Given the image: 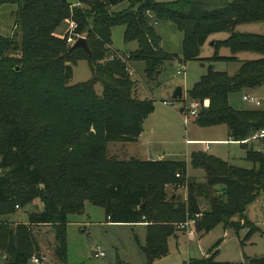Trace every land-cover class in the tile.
<instances>
[{
    "label": "trees",
    "instance_id": "1",
    "mask_svg": "<svg viewBox=\"0 0 264 264\" xmlns=\"http://www.w3.org/2000/svg\"><path fill=\"white\" fill-rule=\"evenodd\" d=\"M1 3L17 5L19 30L13 38L0 35V264H26L38 256L32 229L39 226L52 228L55 257L65 263L68 217L81 214L86 202L102 208L112 224L144 225L147 264L168 255V239L178 232L177 225L188 220H195L202 235L219 225L236 229L237 220L247 224V206L264 191V155L243 141L264 129V106L235 110L229 96L264 84V30L257 34L237 29L245 24L264 27V0ZM123 3H128V10L113 11ZM66 21L76 24L74 32L85 38L90 54L81 47L71 50L66 45L68 32L61 40L53 36ZM159 21H170L183 33L184 61H202L200 48L210 35L219 33L228 36L214 43L208 63H232L238 54L256 55L241 61L232 76L209 66L187 92L190 101L201 105L194 123L225 125L229 139L243 143L249 168L194 152L190 167L204 172L203 181H197L187 177L184 160H120L109 153L110 144L135 142L154 110L151 100L135 93L140 73L143 84L151 82L177 58L160 47L155 32ZM117 27L124 28L125 44L136 43L134 51L120 54L110 49ZM220 49L228 55H220ZM79 61L88 63L91 78L70 86L73 66ZM168 186H185L186 201L169 195ZM35 201L42 204L41 211ZM202 201L208 206L205 211L200 209ZM28 207L32 208L27 224L8 221ZM249 228L245 240L259 230ZM183 264L231 263L217 262L211 255ZM235 264H264V257Z\"/></svg>",
    "mask_w": 264,
    "mask_h": 264
},
{
    "label": "rangeland",
    "instance_id": "2",
    "mask_svg": "<svg viewBox=\"0 0 264 264\" xmlns=\"http://www.w3.org/2000/svg\"><path fill=\"white\" fill-rule=\"evenodd\" d=\"M2 1V0H0ZM175 0H156L159 3L173 2ZM128 3L118 5L113 9L114 12L128 10ZM18 7L16 4L1 3L0 5V35L3 37H11L15 35L19 26L17 25L16 12ZM71 10V9H69ZM71 12V11H70ZM149 21L153 19L148 18ZM153 24V23H152ZM154 25V24H153ZM69 30L67 23H62L60 27L53 33L57 39H63ZM258 27L254 28L257 31ZM123 27H117L112 30L110 49L117 50L121 53L134 51L136 43L125 44L123 42ZM155 32L160 38V47L167 53L177 56L171 63H166L161 69L159 76L146 84L142 83V74L140 78L132 75L131 78L138 79L136 83L135 93L140 98H146L153 102V112L143 121V133L141 142L143 149L150 147L153 152H160L167 157L164 160L182 159L188 160L186 156L188 151L200 149L201 141L209 142L210 154L222 161L231 163L235 166L249 168L250 164L245 160V150L241 146L243 143L229 142L227 140L228 129L225 125L215 127H200L194 123V117L189 116L188 110L193 101H190L187 92L192 89L195 83L206 74L209 66L212 65L213 70L218 72H226L230 76L237 73L241 56L237 62H215L208 64L206 59L202 61H184L183 54V33L178 29L177 25L170 21H159L155 24ZM226 39L224 33L213 34L208 37L202 51V56H210L213 54V40ZM66 45L67 41H66ZM214 51V49H213ZM219 54L226 56L227 51L220 49ZM17 56V54H14ZM206 60V61H204ZM206 63V67L201 65ZM183 68L182 73L178 74L179 68ZM91 78V70L86 61H79L73 66V74L69 81V85L73 86L88 81ZM177 87L182 88L183 97L181 100H174L172 95ZM98 94H101L100 85L95 86ZM254 97L264 98V84L255 89L249 90ZM243 93H232L229 96L230 106L235 110L254 109L242 100ZM166 101L170 106H165ZM183 109V113L180 110ZM186 120V122H185ZM91 131H93L91 129ZM138 140V139H137ZM136 140V141H137ZM214 140V141H211ZM136 141L134 143H136ZM190 142V143H188ZM193 142V143H191ZM130 143V142H129ZM123 143L110 144L108 146L109 153L120 159L129 160L130 158L142 159L140 155L142 148L136 144L134 154L120 148ZM127 143H125L126 145ZM150 144V146H148ZM198 144V145H196ZM152 154L155 156V153ZM140 155H138V154ZM127 154V155H125ZM186 156V157H185ZM166 158V159H165ZM153 161V160H145ZM158 161V160H155ZM188 164V163H187ZM188 168V165H187ZM188 174L197 181L204 178L202 170H193L188 168ZM169 195L175 194L180 201H186L187 191L173 189L167 187ZM36 209L41 211L43 206L40 202L35 201ZM32 207L26 210H18L17 213L8 217V221L12 223H28V212ZM35 208V207H34ZM208 208L205 202L200 203L201 211ZM248 220L245 224L244 220H237V228H224L222 225L215 227L208 235H202L195 228L194 237H198L202 241H188L187 232H176L175 237L168 239L169 253L166 257L155 260L153 264H183L190 261L199 260L205 250L207 256L214 255L217 262H229L231 264L244 262L246 259H259L264 257V191H262L256 199L250 203L245 211ZM243 222V223H242ZM245 224V226H244ZM251 226H256L259 230L251 234L248 240H245ZM178 227V225H177ZM33 235L39 246L38 256L31 258L26 264H33V259L38 258L40 264H147L145 254L146 245V229L144 225H119L112 224L106 220L104 210L94 206L90 202H86L84 210L79 215H70L66 227V262L60 261L55 257V240L52 228L49 226H39L32 229ZM245 240V241H244ZM244 241V245L240 242ZM104 253V257L96 258L95 252ZM206 256V257H207ZM245 257V259H244Z\"/></svg>",
    "mask_w": 264,
    "mask_h": 264
},
{
    "label": "built area",
    "instance_id": "3",
    "mask_svg": "<svg viewBox=\"0 0 264 264\" xmlns=\"http://www.w3.org/2000/svg\"><path fill=\"white\" fill-rule=\"evenodd\" d=\"M78 5H79V3L72 4L70 6V9L73 10ZM148 15H149V13H148ZM149 17H150V15H149ZM66 23L69 26L67 44H68V46H72L75 43V41L79 38V36H77L74 32L76 29V24L73 21H66ZM182 71H183V68L180 67L178 70V74L179 73L181 74ZM242 100L254 108H261L264 106V98L261 99L258 97H254L251 94H247V93L243 94ZM164 105L170 106V104L168 102H164ZM200 108H201V105L198 102H193L190 105V109L188 110L189 116L195 117L199 113ZM185 122H186V120H185ZM247 142L248 143H255L258 146V151H260L262 153V155H264V129L260 130L256 134H254L248 140L243 141V143H247ZM201 145H203V147L205 149H208L209 143L204 142V143H201ZM177 177H179V175H177ZM179 189L185 190V186H179ZM177 228H178V230L186 231L189 239L193 238L195 235V220H188L185 223L179 224ZM95 257L96 258L104 257V253L100 252V251H96ZM32 261H33V264H40L39 263L40 260L38 258H34Z\"/></svg>",
    "mask_w": 264,
    "mask_h": 264
},
{
    "label": "crops",
    "instance_id": "4",
    "mask_svg": "<svg viewBox=\"0 0 264 264\" xmlns=\"http://www.w3.org/2000/svg\"><path fill=\"white\" fill-rule=\"evenodd\" d=\"M255 27H258V30L257 31H254V28ZM237 29L239 30V31H241V32H245V33H257V34H260V33H263V30H264V27H263V25L262 24H245V25H240V26H238L237 27ZM220 34V33H219ZM224 35H225V38H227V36H228V34H226V33H224ZM222 40H224V39H222ZM221 39H216V40H213L212 41V44H210V47H212L213 48V45H214V43L216 42V41H222ZM203 47L204 46H202L201 48H200V54H202V51H201V49H203ZM227 51V50H226ZM212 52H213V49H212ZM227 55H228V51H227ZM212 56V54L210 55V56H202V55H200V57L201 58H203V59H208V58H210ZM239 56H241L240 58H241V60L240 61H246V60H251V59H254L255 57H256V55L255 54H251V53H244V54H238V55H236V58H237V60H239ZM208 63V62H207ZM208 64H210V63H208ZM202 67H206L207 66V64L206 63H204V64H202L201 65ZM247 94H251L249 91H247L246 92ZM252 95V94H251ZM164 102H166V101H164ZM164 102H163V104H164ZM166 106V105H165ZM168 107V106H167ZM180 113H183V109H181L180 110ZM144 130V129H143ZM143 130H142V133H143ZM142 133L140 134V136H139V138H138V140L136 141V143H134V142H132V143H127L126 145H125V143H123L122 145H121V147L120 148H122V147H124V149H122V150H127V148H129V150H130V152H132L133 154H134V148H135V146H136V144H138L139 146H140V150H141V148H142V153L144 152V154L145 155H140V154H138V153H136V154H138V155H140L141 157H142V159H145V160H153V161H155V160H162V159H164V157H167V156H165L164 154H160V152H153L152 151V149L150 148V147H148L147 149H143V146H146L147 145V143H146V145H143V142H141L142 140H141V138H142ZM227 140L229 141V142H232L230 139H229V137H228V133H227ZM211 141H214V140H211ZM203 141H201V143H202ZM188 143H190V142H188ZM191 143H193V142H191ZM207 143H209V142H207ZM252 144H254L255 145V147L254 148H256V147H258L255 143H252ZM196 145H198V144H196ZM200 145V149H194V150H191V151H188V154L186 153V156L187 157H189V159L188 160H184L186 163H188L187 165H188V168H191L190 167V157H191V154L192 153H194V152H204V153H206V154H208V155H212V154H210V143H209V146H208V149H205L204 147H203V145H201V144H199ZM148 146H150V144L148 145ZM152 152L153 153H155V156L152 154ZM125 155H127V154H125ZM185 156V157H186ZM213 156V155H212ZM215 157V156H214ZM166 159V158H165ZM174 160H180V159H174ZM182 160V159H181ZM188 168H187V177H189V178H192V177H194V176H190L189 174H188ZM192 169V168H191ZM194 178H196V177H194ZM202 180L201 181H203V179L204 178H201ZM179 190H181V189H179ZM182 191V190H181ZM244 217H245V220H248L247 219V216H246V214H244ZM249 221V220H248ZM250 223H252V224H254V222L253 221H249ZM243 223V222H242ZM255 225V224H254ZM214 230H215V228H214ZM179 231V230H178ZM180 232H184V231H182V230H180ZM210 232H212V230L210 231ZM209 232V233H210ZM209 233H207V234H205V235H208ZM204 235V236H205ZM176 236V235H175ZM175 236H173V237H175ZM175 238H177V236L175 237ZM204 238V237H203ZM202 238V239H203ZM170 239V238H169ZM202 239L200 240L199 239V236L198 237H193V238H190V239H188V241H192V240H197L198 241V243L199 242H201L202 241ZM240 244H241V242H240ZM244 245V244H243ZM208 254L207 253H205V250H204V252H203V254H202V258L201 259H203V258H206V256H207ZM201 259H199V260H201ZM244 259H245V257H244ZM191 262V261H190ZM189 262V263H190Z\"/></svg>",
    "mask_w": 264,
    "mask_h": 264
},
{
    "label": "water",
    "instance_id": "5",
    "mask_svg": "<svg viewBox=\"0 0 264 264\" xmlns=\"http://www.w3.org/2000/svg\"><path fill=\"white\" fill-rule=\"evenodd\" d=\"M81 47L83 48L87 53H89V50L86 46V40L83 37H79L75 43L72 45L71 50ZM90 54V53H89ZM15 72H19V67H16ZM174 100H181L183 97V93H182V88L181 87H177L172 95ZM255 151H258V147L255 148Z\"/></svg>",
    "mask_w": 264,
    "mask_h": 264
}]
</instances>
